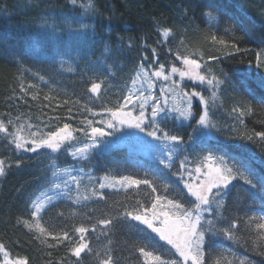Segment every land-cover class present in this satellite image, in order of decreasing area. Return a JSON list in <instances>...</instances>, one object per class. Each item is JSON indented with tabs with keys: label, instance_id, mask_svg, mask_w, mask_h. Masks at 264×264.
<instances>
[{
	"label": "trees",
	"instance_id": "trees-1",
	"mask_svg": "<svg viewBox=\"0 0 264 264\" xmlns=\"http://www.w3.org/2000/svg\"><path fill=\"white\" fill-rule=\"evenodd\" d=\"M92 2L94 10L88 11L82 7L88 0H77L75 5L71 0H0V120L8 131H15L9 120L17 126L31 124V131L38 134L55 131L64 123L73 130L86 128L88 120L94 126H103L98 122L108 118L105 108L123 102L140 64L151 65L152 70L159 64H164L165 70L173 64L178 67L180 61L173 54L178 49L195 53L196 59L202 55L205 68L223 81L216 90L215 103L209 99L211 90L206 85L184 81L180 86L209 99L215 128H199L195 119L163 121L161 127L183 138V143L175 147L171 168L159 162L173 149L171 142L113 134L102 138L103 143L90 150L86 159H75L67 145L56 153L16 149L12 138L0 132V159L5 161V174L0 176V243L11 258L27 257L29 264H99L109 249L115 264H143L136 251L141 245L179 259L171 246L135 221H118L106 230L97 226L95 232L89 231L85 240L92 251L85 250L80 258L70 251L73 243H57L51 236L36 239V234L18 221L30 219L31 202L49 187L53 164L83 169L94 182V178L98 181L105 177L148 178L157 194H167L185 206L194 201L181 182L185 170L180 161L185 159L187 171L195 170L203 164V157L212 153L224 156L229 164L246 166L255 174L254 180L264 177V141L254 135L264 132V67H256L258 52L264 59V0ZM206 11L215 19L206 17ZM229 27L233 32L225 31ZM164 28L172 30L167 40L160 34ZM213 33L229 45L235 40L242 51L236 53L230 46L213 43ZM105 46L110 50L107 54H103ZM92 81L102 82L99 98L88 92ZM21 84L27 94L21 91ZM192 104L198 119L203 105L198 97ZM249 104L253 109L250 114L240 116L232 111ZM28 133L25 127L22 135L31 139ZM73 134L77 140L72 143L77 147L90 142L83 132ZM248 135L253 139L248 140ZM102 192L104 199L97 197L79 204L68 198L55 202L42 213V223L54 235L68 231L78 241L75 227H90L100 219L115 216L124 206L131 208L138 200L150 203L151 189L145 185ZM219 199L225 206L218 214H203L214 225L205 237L204 264H216L217 260L221 264H264V241L248 224L249 217L264 216V192L259 191V184L251 189L242 180L233 181ZM234 220L235 236L229 239L221 230L229 228Z\"/></svg>",
	"mask_w": 264,
	"mask_h": 264
},
{
	"label": "snow or ice",
	"instance_id": "snow-or-ice-1",
	"mask_svg": "<svg viewBox=\"0 0 264 264\" xmlns=\"http://www.w3.org/2000/svg\"><path fill=\"white\" fill-rule=\"evenodd\" d=\"M71 3L75 5L77 0H71ZM82 7L88 11L94 10L92 0H88V3L82 5ZM205 16L215 19L210 11H206ZM225 31L233 32V29L229 27ZM160 34L167 40L171 36L172 30L164 28ZM210 39L213 43H218L225 47L230 46L236 53L242 51L235 40L229 45L228 41L218 38L215 33L211 35ZM181 43L183 42L181 41ZM109 51L107 46H105L103 54H107ZM169 51L171 52L172 50L169 49ZM153 53L155 55V50H153ZM173 54L176 60L181 62L182 67H177L173 64L170 71L166 72L164 64H159V67L155 70H152L151 65L145 67L143 63L140 64L134 77L131 79V85L128 87L126 95L123 96V102L117 106L105 108V111L109 114L108 118L98 122L103 126H94L93 121L88 120L86 128L73 130L70 124L64 123L63 127H59L55 131L38 134L37 131H31V124H20L17 126L11 120L8 121V124L13 125L15 131L9 132L4 121L0 120V132L12 138L11 143L15 145L16 149L35 152L40 148H48L53 152H59L62 147L67 145L69 154L73 158L86 159L90 150H94L103 143L102 138L111 136L113 132L123 126H127L128 128L138 129L140 132H146L147 136L152 137L156 141L171 142L174 146L173 149L167 152L166 159H160L159 161L165 168H171L172 164L170 161L173 159L175 147L183 143V138L176 134H170L169 131L161 127V123L168 119L182 121L195 119L199 128H215V124L209 115V99L212 103H215L217 99L216 90L223 83L210 69L205 68L201 62L203 60L202 55L200 59H196L193 58L195 53L188 52L187 50L181 52L179 49ZM228 54L231 55L232 53L229 52ZM211 59H216V57H211ZM256 67H264V59H261V53L259 52L256 57ZM174 75H178L180 81L187 78L188 80L199 82L201 85H206L211 90V97L206 99L201 92L196 90L191 92L184 91L180 88L179 82L172 79ZM39 79L43 81L44 77L39 76ZM154 79L171 81L169 87L161 88V93L164 97L162 100L152 95ZM261 86L264 87V80L261 81ZM29 87H36V85H29ZM101 90L102 82L96 81H92L88 88V92L97 98H99ZM21 91L27 94V89L24 88L23 84H21ZM169 93L173 94L175 100L170 107H168ZM195 97H198L200 103L203 105L202 113L199 114L198 119H196V113L193 111L192 104ZM33 99H36V96H33ZM45 99H48V97L46 96ZM150 101L151 103H149ZM232 111L234 113L238 112L240 116H243L245 112L250 114L253 109L249 104L246 108L234 107ZM94 115H99V113H94ZM16 119L19 120L20 117ZM25 127L29 129L28 135L31 139H27L22 135ZM105 128L112 131H106ZM86 129H90V131ZM196 130V128L193 129V131ZM74 131L83 132L90 142L82 143L78 147L75 146L72 143L77 140V137L73 134ZM254 135L264 141V132H256ZM246 138L252 140L253 136L248 135ZM29 144L31 147H28ZM19 163L17 161V166H19ZM180 167L187 171L186 159L180 161ZM74 171L75 169L56 167L52 171L53 179L50 182V187L32 200L30 219L18 222L23 223L28 231L34 232L36 239L51 236L57 243L65 241L73 243L74 246L70 248V251L77 258H80L81 253L85 252V250L92 251L89 243L85 240V236L89 231L95 232L97 226H101L102 229L106 230L109 227H114L115 222L130 220L145 225L147 229L151 230V233L155 234V237H158L159 241H163L166 245L171 246V249H174L175 254L179 257V259H174L155 249L149 250L148 245L136 246V251L143 258V264H189V262L190 264H204L205 237L214 225L212 220L204 219L203 213L215 212L218 214L219 210L225 206L224 200L219 199V197H221L222 193L227 194V190L233 181L242 180L251 189H256L257 184H259V191L264 192V177H261L258 181L254 180L255 174L246 166H241L237 163L229 164V161L224 156L217 157L212 153L205 155L203 157V164L195 168L197 182L191 183L186 181L184 183L188 194L195 198L194 201H189L190 206H185L178 199H170L167 194H157V188L154 186L153 181L148 178L134 179L131 176H121L117 179L115 177H105L99 183V189L102 190L106 187L115 188L117 185L122 188L132 186L139 188L140 185H145L151 189L149 193L150 203L138 200L131 208L124 206L123 210L115 216L100 219L90 227L83 224L75 227L74 232L78 234L79 238L78 241H74L68 231L54 235L42 223V213L62 196L72 200L75 204H79L82 200L86 201L91 197L104 199L102 191H98L95 187L89 189L87 185L84 186V191L88 194H82L81 182L84 177L73 175ZM80 171L82 172L83 169ZM4 174L5 161L0 159V176ZM187 175L191 178L193 172L187 171ZM88 180L91 182L92 177L88 176ZM73 186L76 192L75 198L72 196ZM167 187V185L164 186L165 193L167 192ZM205 224L208 225L207 228ZM248 224L254 227L258 239L264 241V216L249 217ZM236 228L237 222L234 220L229 228L222 229L221 231L229 239H233L235 234L232 229ZM42 242H46V240ZM53 246L49 245V247ZM0 256H2L0 264H29L27 257L11 258L9 251L3 243H0ZM96 256L100 257V253L97 252ZM99 264H115L110 249L105 252L104 257L99 259ZM216 264H221V260H217ZM226 264H231V262H226Z\"/></svg>",
	"mask_w": 264,
	"mask_h": 264
},
{
	"label": "rangeland",
	"instance_id": "rangeland-1",
	"mask_svg": "<svg viewBox=\"0 0 264 264\" xmlns=\"http://www.w3.org/2000/svg\"><path fill=\"white\" fill-rule=\"evenodd\" d=\"M178 67H182L181 62H180V65ZM165 71L166 72L170 71V68H169V70H165ZM172 79L178 81L179 82V86H181L182 82H184V81H191V80H188L187 78H185L183 81H180V77L178 75H174L172 77ZM192 82H194V81H192ZM170 85H171V81H164L162 79H154V88L152 90V95L153 96H156V97H158V98H160L162 100L164 97H163V94L161 93V88L162 87L167 88ZM174 102H175V100H174L173 94L172 93H169L168 94V107H170ZM149 103H151V101ZM129 107H131V105H129ZM179 121H182V120H179ZM119 133L120 134L122 133L125 136L138 137V138H140V140L141 139H144V140H151V139H153L152 137L147 136L146 132H140L138 129L128 128L127 126H123L119 130L113 132V134H115L116 136H119L118 135ZM28 147H31V145L29 144ZM43 149L44 150L46 149V150L51 151L48 148H40V149H37L35 152H38V151L43 150ZM28 152H31V151H28ZM51 152H53V151H51ZM53 153H56V152H53ZM75 159H82V158H75ZM51 167H52V171H53V170H55V168L57 166H55V164H53V166H51ZM59 168H63V167H59ZM68 169H72V168H69L68 167ZM189 171H192L193 172V176L191 178L187 175V172H185V171L182 172V175H181L182 180H181V182H182L183 187H184V183L186 181L187 182H191V183H196L197 182L196 181V174H195L194 169L189 170ZM73 175H81V176L84 177V179L81 182L82 183V187H81V193L82 194H84V195H87L88 194L87 192L84 191V186L85 185H87L89 189H91L92 187H95L98 191L101 190V189H99V183L102 182L104 179L101 178L98 181H96V178H94L95 179V182H94L93 177L90 175L89 172H85V171H82L81 172L79 168H75V171L73 172ZM88 176H91L92 177L91 182L88 180ZM52 179H53V177H52V172H51V181H52ZM49 187H50V185H49ZM105 189H126V188H122L119 185H117L115 188L106 187V188L102 189L101 191H104ZM46 190H44V191H46ZM186 191H187V189H186ZM75 195H76V192H75V188L73 186V192H72L73 198H75ZM65 198H67V197H63L62 196V197L58 198L55 202H57V201H59L61 199H65ZM93 198H97V197H91L90 199H88L86 201H89V200H91ZM192 198L195 199L194 197H192ZM69 201H71L73 203L72 200H69ZM86 201L82 200L80 203H83V202H86ZM135 222L138 223V224H140L137 221H135ZM140 225H142V224H140ZM189 264H190V262H189Z\"/></svg>",
	"mask_w": 264,
	"mask_h": 264
}]
</instances>
